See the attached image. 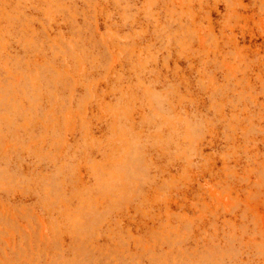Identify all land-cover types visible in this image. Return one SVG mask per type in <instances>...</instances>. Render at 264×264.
<instances>
[{
    "label": "rangeland",
    "instance_id": "374dc122",
    "mask_svg": "<svg viewBox=\"0 0 264 264\" xmlns=\"http://www.w3.org/2000/svg\"><path fill=\"white\" fill-rule=\"evenodd\" d=\"M0 264H264V0H0Z\"/></svg>",
    "mask_w": 264,
    "mask_h": 264
}]
</instances>
